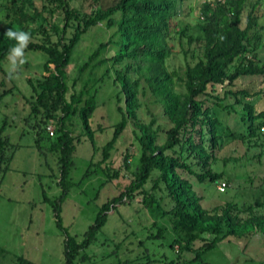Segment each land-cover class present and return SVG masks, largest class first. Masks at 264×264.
Returning a JSON list of instances; mask_svg holds the SVG:
<instances>
[{
  "label": "trees",
  "instance_id": "trees-1",
  "mask_svg": "<svg viewBox=\"0 0 264 264\" xmlns=\"http://www.w3.org/2000/svg\"><path fill=\"white\" fill-rule=\"evenodd\" d=\"M88 1L84 9L83 0L0 1V74L8 75L2 64L16 44L4 35L7 29L28 32L31 40L26 49L46 55L42 74L35 81L28 78L34 92L29 101V118L40 114L36 127L48 136H53L54 131L49 134L47 122L55 124L58 137L53 147L61 155V198L71 186L66 177L75 151V137L68 122L78 116L85 134L93 142L88 119L96 109L97 89L92 88L104 77L110 78L113 67L107 65L109 61L113 66L119 65L114 70L112 84L117 89L121 119L101 148V162L106 163L104 171L108 178L118 174L109 173L108 160L128 122L138 131L140 156L133 179L124 191L100 206L80 241L66 235L64 264H72L77 257L85 260L88 256L84 251L106 224L109 212L118 204H128L136 195L140 196L141 208L153 217L151 229L155 231L150 230L145 240L165 239L166 247L175 256L169 260L156 259L146 248L137 258L144 260L141 264H208L204 255L227 237L258 232L264 237V199L249 204L223 201L206 208L201 203L203 197L194 189V184H216L226 179L224 172L215 170L213 164L225 137H233L234 133L223 125L225 118L217 116V109L230 108L247 123L244 133L237 136L248 148L264 145V109L256 110L254 104L238 98L236 102L242 103V109L223 104L228 94L241 95L243 99L264 94V88L259 90L252 84L238 88L243 77H264V60L258 57V50L264 48V24L260 21L264 1H199V13L193 22L186 19L193 8L188 6L185 10V0ZM56 15L61 18L57 20ZM98 23L114 28L113 33L78 67L73 84L87 69L86 78L81 89L68 96L67 67L73 51L82 35ZM109 47L114 52L106 58L103 54ZM99 68L103 70L100 79L93 77ZM131 74L136 77L132 78ZM0 85H4L2 80ZM217 85L224 90L222 98L213 95ZM11 88H1L0 100ZM139 92L143 96L149 92L152 102L161 105L167 123L153 127L157 122L153 113L148 123L140 120L137 110L145 102L140 101ZM3 128L0 129V167L10 159L7 150L11 145L8 136L3 135ZM224 131L226 136L222 134ZM233 160V157L223 159L224 163ZM149 181L152 184L147 188ZM245 182L262 188L264 172L250 176ZM56 208L57 225L63 228L59 207ZM13 264L37 263L18 256Z\"/></svg>",
  "mask_w": 264,
  "mask_h": 264
},
{
  "label": "rangeland",
  "instance_id": "rangeland-1",
  "mask_svg": "<svg viewBox=\"0 0 264 264\" xmlns=\"http://www.w3.org/2000/svg\"><path fill=\"white\" fill-rule=\"evenodd\" d=\"M199 1L203 0H185L184 9L187 10L188 6L193 8L187 20L193 22L192 19L198 15ZM88 2L83 0V9L88 7ZM37 5L40 3L37 2ZM262 11L264 12V8ZM60 18V15H56L57 20ZM260 21L264 24V15ZM113 30L114 28H106L98 23L82 35L67 67L68 96L73 92L77 93L82 87V80L86 78L87 69L81 79L73 84L78 67L86 61L99 43L109 39ZM113 52V48L109 47L103 56L109 58ZM258 57L264 60V48L258 50ZM25 59L26 62L10 77L7 57L2 66L8 75L0 74V82L2 80L4 83L3 87L0 85V91L1 88L12 87L0 100V129L4 126L3 135L8 136L11 145L7 150L10 159L0 167V264H13L18 256L37 264H64L66 235L80 241L94 221L100 206L124 191L133 179V171L140 156V145L136 138L138 131L129 121L108 160L109 173L117 171L118 174L108 178L104 171L106 163L101 162V148L111 138L113 126L121 119L117 110V89L112 84L114 70L119 68V65L113 66L109 61L107 65L113 67L109 72L110 78L104 77L92 88L97 89L96 109L88 119L93 142L85 134L78 116L68 122L75 137V151L66 177L71 186L61 198V155L59 149L53 147L58 137L55 124L47 122V131L49 127L54 131L53 136H48L46 131H40L36 127L40 122V114L36 118L32 115L29 118V101L32 100L34 92L28 78L35 81L42 74L46 55L41 51L25 49ZM102 71V68L96 69L93 77L100 79ZM131 77L135 78L136 75L131 74ZM250 84L259 90L263 89L264 77H243L238 83V88L251 86ZM216 87L212 91L213 95L222 98L224 90L219 85ZM237 98L243 102H251L256 106V110L264 109V94L245 99L241 95L235 97L228 94L223 104L242 109V103L236 102ZM139 99L145 102L137 110L142 122L148 123L153 113L157 116L153 127H156L157 123H167L162 116L161 105L152 102L153 98L149 92L145 96L139 92ZM211 101L210 99L208 103L211 104ZM119 105L122 106V102ZM148 110L151 113H148ZM216 112L219 118H225L223 125L230 127L234 136L225 137L222 148L217 152L218 159L213 164L215 170L224 172L227 180L222 179L216 184L208 185L194 184L198 195L203 197L202 205L211 208L222 204L223 201L239 204L254 203L256 199L262 201L264 185L258 188L256 184L251 185L245 180L260 171L264 172V145L248 148L237 136L244 133L247 123L242 122L239 115L230 108L217 109ZM225 112L228 115H225ZM222 134L227 135L225 131ZM158 142H161V139ZM227 157H233L235 160L224 163L223 159ZM126 162H129L128 167ZM224 183L226 185H223ZM151 184L152 181H149L146 187L149 188ZM139 198L140 196L136 195L128 204H118L116 209L111 210L106 224L97 233L94 242L84 251L88 257L85 260L77 257L72 264H141L144 260L137 258L142 256L146 248H149L153 258H175L166 247L165 239L145 240L150 230H155L151 229L153 217L141 208ZM56 207H59V219L63 228L57 225ZM262 211L264 212V208ZM263 240L264 237L259 232L251 236L227 237L204 255V261L208 264L264 263ZM140 241H143L144 245H140Z\"/></svg>",
  "mask_w": 264,
  "mask_h": 264
},
{
  "label": "clouds",
  "instance_id": "clouds-1",
  "mask_svg": "<svg viewBox=\"0 0 264 264\" xmlns=\"http://www.w3.org/2000/svg\"><path fill=\"white\" fill-rule=\"evenodd\" d=\"M9 39L16 41L15 46L11 47L8 52L9 76L11 77L16 70L22 66L25 62V49L27 48L31 36L28 32L24 30H12L7 29L4 33Z\"/></svg>",
  "mask_w": 264,
  "mask_h": 264
},
{
  "label": "built area",
  "instance_id": "built-area-1",
  "mask_svg": "<svg viewBox=\"0 0 264 264\" xmlns=\"http://www.w3.org/2000/svg\"><path fill=\"white\" fill-rule=\"evenodd\" d=\"M48 129H49V130H48L49 134L52 135V134H53V129L50 128V127H49ZM223 185H224V184H223Z\"/></svg>",
  "mask_w": 264,
  "mask_h": 264
}]
</instances>
